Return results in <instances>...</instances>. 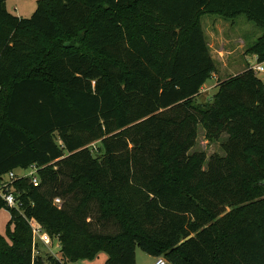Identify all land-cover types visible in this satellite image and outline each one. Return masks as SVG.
<instances>
[{"label":"trees","instance_id":"1","mask_svg":"<svg viewBox=\"0 0 264 264\" xmlns=\"http://www.w3.org/2000/svg\"><path fill=\"white\" fill-rule=\"evenodd\" d=\"M5 2L0 177L33 166L39 183H13L18 210L0 198L14 224L0 264L100 252L135 264L137 249L169 264H264V84L248 66L195 103L216 72L200 18L246 14L263 62L264 0H39L27 19ZM199 127L208 142L227 135L205 170L188 154ZM28 222L62 260L33 257Z\"/></svg>","mask_w":264,"mask_h":264},{"label":"rangeland","instance_id":"2","mask_svg":"<svg viewBox=\"0 0 264 264\" xmlns=\"http://www.w3.org/2000/svg\"><path fill=\"white\" fill-rule=\"evenodd\" d=\"M38 1L6 0L5 5L10 14L27 19L35 11ZM200 25L209 54L214 61L216 72L207 81L201 94L195 98L196 104H202L212 99V96L216 92L214 90L216 85L214 88H211L208 86L209 84L230 80L249 66L248 60L252 58L249 50L261 35V28L254 21L250 20L246 14H239L233 17H226L219 13L205 14L200 18ZM256 76L264 83V74H256ZM2 106L0 102V113ZM226 139L227 135L222 134L217 141L208 142L204 137L203 130L198 128L194 146L188 151V154L203 153L205 155V163L202 169L205 170L210 157L213 155L220 157L224 155L220 149V145ZM94 145L98 147L99 144L94 143ZM16 173L21 175L26 172L17 170ZM13 232L14 224L10 223L9 213L4 208H0V236H4L5 241L11 244ZM38 253H48L58 260H62L57 239H53L51 245L47 247L41 245L38 248ZM104 257L106 258V254L100 252L93 259L80 260L78 264H103ZM135 258L137 264H150L151 261L140 250L135 251ZM157 258L163 257L159 256Z\"/></svg>","mask_w":264,"mask_h":264},{"label":"built area","instance_id":"3","mask_svg":"<svg viewBox=\"0 0 264 264\" xmlns=\"http://www.w3.org/2000/svg\"><path fill=\"white\" fill-rule=\"evenodd\" d=\"M249 68L255 74H264V61L257 62V59L255 57V61L253 62V64L249 65ZM22 171L26 173L19 175L16 173V170H14L0 177V198L5 202L6 206L10 209H15V210L19 209V203L16 200L12 187L13 183H15L20 179H28L29 182L34 187H37L39 183L37 177V170L35 167L32 166ZM54 205L57 206L60 205V200L55 199ZM28 225L31 230V238H32L31 248H32V255L34 257L38 255V248L41 245L46 247L48 245H51L52 239L45 231H43L40 227L36 226L35 224L28 222ZM152 264H169V263L163 258H156Z\"/></svg>","mask_w":264,"mask_h":264},{"label":"crops","instance_id":"4","mask_svg":"<svg viewBox=\"0 0 264 264\" xmlns=\"http://www.w3.org/2000/svg\"><path fill=\"white\" fill-rule=\"evenodd\" d=\"M6 6V5H5ZM7 10V9H6ZM255 61V56H252V58L251 59H249L248 60V64L249 65H251V64H253V62ZM207 81H209V80H207ZM207 81L205 82V84L207 83ZM263 83V82H262ZM205 84L201 87V90H200V93L199 94H201V92L203 91V88L205 87ZM264 84V83H263ZM215 85H216V82H214V83H212V84H209L208 86L209 87H211V88H214L215 87ZM207 87V86H206ZM214 90H216V88H214ZM215 94V93H214ZM211 101V99L208 101V102H210ZM208 102H204V103H202V104H205V103H208ZM199 129H202L201 127H199ZM203 130V129H202ZM204 132V131H203ZM17 171V170H16ZM138 250V249H137ZM142 252V251H141ZM146 255V254H145ZM147 258L149 259V261H150V264H152L154 261H155V257H151V256H148L147 255ZM106 259H107V257L105 258H103V264H105V261H106ZM78 262L79 261H77V262H70V263H67V264H78ZM135 264H137V261H136V258H135Z\"/></svg>","mask_w":264,"mask_h":264}]
</instances>
